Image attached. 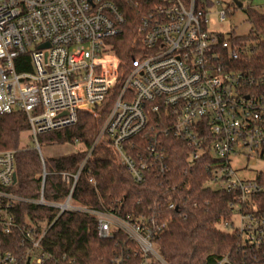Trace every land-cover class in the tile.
Segmentation results:
<instances>
[{
    "label": "built area",
    "instance_id": "1",
    "mask_svg": "<svg viewBox=\"0 0 264 264\" xmlns=\"http://www.w3.org/2000/svg\"><path fill=\"white\" fill-rule=\"evenodd\" d=\"M221 2L0 0V115L27 116L33 148L44 164L40 135L74 126L80 111L98 116L108 110L97 142H110L138 184L150 172L165 174V139L181 140L188 166L203 156L216 160L207 185L234 194L230 218L219 224L236 235V249L216 264H264V209L257 203L264 172L242 180L232 166L240 155L264 160V73L240 69V46L208 29V16ZM227 11L217 13L220 22ZM131 14L139 23L127 60L117 45ZM17 60L20 66L29 63L31 71L19 72ZM16 153L0 150V264H74L46 248L52 225L18 222L14 207L24 201L92 215L101 238L124 233L135 244L140 264H168L154 242L151 226L160 228L154 220L74 205L84 165L77 174L61 173L70 187L63 203L45 199V168L39 199L8 191L17 182ZM16 241L22 252L4 249ZM129 257L120 252L111 264H127Z\"/></svg>",
    "mask_w": 264,
    "mask_h": 264
},
{
    "label": "trees",
    "instance_id": "2",
    "mask_svg": "<svg viewBox=\"0 0 264 264\" xmlns=\"http://www.w3.org/2000/svg\"><path fill=\"white\" fill-rule=\"evenodd\" d=\"M135 12V11H131ZM252 25L246 36H231L240 46L238 67L256 76L264 73V13L246 9ZM129 17L119 37L117 50L128 60L127 48L135 37L138 16ZM27 58V56L25 57ZM19 72L31 71L28 63ZM108 110L98 116L87 111L79 112V120L72 127L39 136L42 147L63 144L83 145V149L58 157H45L44 164L33 146H21V136L29 131L27 116L22 112L0 115V150H16L17 182L8 191L29 200L41 196L44 168L47 172L44 197L48 202L63 203L70 187L61 173L77 174L84 168L76 185L72 202L92 209H115L124 217L136 219L141 215L157 222L152 227L154 242L168 264H216L228 252L236 249L235 234L220 231L217 224L230 218V203L234 194L215 190L207 185L211 166L217 161L203 156L193 167L188 166L189 151L178 139L167 137V170L157 176L147 174L143 184L134 181L123 166L115 149L106 139L97 142ZM94 178L96 184L90 181ZM264 179V177H263ZM176 207L170 208L169 202ZM257 203L264 209V193ZM21 225L28 221L38 225H52L45 238L46 248L57 256L66 255L74 264H111L120 252L130 254L127 264H140L137 248L124 233L104 239L98 235L96 217L72 210L60 213L58 208L21 202L14 207ZM10 237L7 238V240ZM4 249L22 252L13 242Z\"/></svg>",
    "mask_w": 264,
    "mask_h": 264
},
{
    "label": "rangeland",
    "instance_id": "3",
    "mask_svg": "<svg viewBox=\"0 0 264 264\" xmlns=\"http://www.w3.org/2000/svg\"><path fill=\"white\" fill-rule=\"evenodd\" d=\"M222 4L217 5L213 12L208 16V29L212 32L222 33L226 38L235 36H246L252 29L251 23L248 21L246 9L249 7H260L264 10V0H237L243 4V7H238L235 0H221ZM228 10L227 19L224 22L219 21L218 12L220 10ZM217 11V12H214ZM33 146L29 132H24L21 136V146ZM83 145L78 144H63L56 146L43 145L42 151L45 157H58L74 153L77 150L83 149ZM232 166L237 172V175L242 180H255L260 172H264V160L256 158L248 160L246 156L240 155L232 158ZM211 187L214 188L212 184ZM234 223H239L238 218H234ZM217 228L223 232H229L231 229L224 224H219Z\"/></svg>",
    "mask_w": 264,
    "mask_h": 264
},
{
    "label": "water",
    "instance_id": "4",
    "mask_svg": "<svg viewBox=\"0 0 264 264\" xmlns=\"http://www.w3.org/2000/svg\"><path fill=\"white\" fill-rule=\"evenodd\" d=\"M237 6L242 8V7H243V4H242L241 2H238V1H237ZM16 179H17V178H16V176H15V181H16Z\"/></svg>",
    "mask_w": 264,
    "mask_h": 264
}]
</instances>
